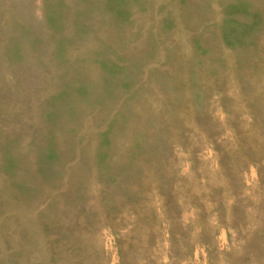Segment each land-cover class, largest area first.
Listing matches in <instances>:
<instances>
[{"label": "rangeland", "instance_id": "374dc122", "mask_svg": "<svg viewBox=\"0 0 264 264\" xmlns=\"http://www.w3.org/2000/svg\"><path fill=\"white\" fill-rule=\"evenodd\" d=\"M0 179V264H264V0H0Z\"/></svg>", "mask_w": 264, "mask_h": 264}, {"label": "bare ground", "instance_id": "6f19581e", "mask_svg": "<svg viewBox=\"0 0 264 264\" xmlns=\"http://www.w3.org/2000/svg\"><path fill=\"white\" fill-rule=\"evenodd\" d=\"M39 5H40V4H39ZM230 18H231V17H230ZM36 29H37V28H36ZM43 35H44V34H43ZM50 53H51V52H50ZM131 53H132V51H131ZM47 54H48V52H47ZM145 55H146V54H145ZM127 57H129V56H127ZM118 59H119V58H118ZM135 59H136V58H135ZM143 59H144V58H143ZM182 59H183V58H182ZM185 59H186V58H185ZM147 60H149V59H146V61H147ZM134 63H135V62H134ZM186 63H187V62H186ZM132 64H133V63H132ZM184 64H185V63H184ZM133 67H134V65H133ZM130 68H131V67H130ZM31 70H32V69H31ZM31 70H30V71H31ZM86 71H88V70H86ZM129 71H130V70H129ZM129 71H128V72H129ZM130 72H131V71H130ZM76 73H77V72H76ZM78 75H79V74H78ZM85 77H86V76H85ZM97 78H98V77H97ZM95 81H97V80H95ZM98 84H99V83H98ZM92 86H93V85H92ZM93 87H94V86H93ZM96 87H97V86H96ZM99 87H100V86H99ZM92 89H95V88H92ZM100 89H101V88H100ZM121 89H122V88H120V90H121ZM98 90H99V89H98ZM98 90H97V91H98ZM120 90H119V91H120ZM95 91H96V89H95ZM97 91H96V92H97ZM122 91H123V89H122ZM124 92H125V91H124ZM94 94H95V93H94ZM145 94H146V93H145ZM141 95L143 96V94H141ZM146 95H147V94H146ZM96 96H97V95H96ZM139 96H140V95H139ZM142 96H141V97H142ZM124 97H125V96H124ZM112 98H113V97H112ZM142 99H144V98L142 97ZM123 100H124V99H123ZM144 100H145V99H144ZM121 101H122V100H121ZM146 101H147V99H146ZM146 101H145V102H146ZM160 101H161V100H160ZM145 102H144V103H145ZM127 104H128V103H127ZM133 104H135V103L133 102ZM140 104H141V103H140ZM155 104H156V103H155ZM142 105H143V104H142ZM145 106H146V105H145ZM154 106H155V105H154ZM128 107H130V106H128ZM139 107H140V106H139ZM142 107H143V106H142ZM150 107H153V105L150 106ZM150 107H149V108H150ZM141 109H142V108H141ZM131 110H132V109H131ZM83 112H84V111H83ZM83 114H84V113H83ZM77 115H78V114H77ZM80 115H81V114H80ZM76 117H77V116H76ZM141 119H142V118H141ZM141 119H139V120H141ZM141 123H142V122H141ZM58 128H59V127H58ZM64 129H65V128H64ZM54 132H55V131H54ZM142 132H143V131H142ZM58 133H59V132H58ZM58 133L56 132L57 135H58ZM61 133H62V132H61ZM61 133H60V134H61ZM66 133H67V132H66ZM66 133H65V134H66ZM60 134H59V135H60ZM62 134H63V133H62ZM66 136H67V134H66ZM116 141H117V140H116ZM62 142H63V141H62ZM93 142H94V141H93ZM91 152H92V151H91ZM64 158H65V157H64ZM67 159H68V158H67ZM67 159H66V160H67ZM59 160H60V159H59ZM63 161H64V160H63ZM30 162H31V161H30ZM59 163H60V162H59ZM64 163H65V162H64ZM203 163H204V162H203ZM60 164H61V163H60ZM72 165H73V164H72ZM205 171H206V170H205ZM18 172H19V171H18ZM30 172H31V171H30ZM27 173H28V172H27ZM252 176H253V175H252ZM3 177H4V176H3ZM20 178H21V177H20ZM22 179H23V178H22ZM0 180H2V179H0ZM15 180H16V179H15ZM24 180H25V179H24ZM17 181H18V180H17ZM19 181H20V180H19ZM14 184L16 185V183H14ZM0 185H1V183H0ZM1 187H2V185H1ZM1 187H0V188H1ZM6 197H7V196H6ZM146 199H147V198H146ZM12 200H13V199H12ZM1 202H3V201H1ZM100 202H101V201H100ZM99 205H100V204H99ZM1 209H2V206H1ZM18 210H19V209H18ZM19 212H20V211H19ZM6 214H7V213H6ZM15 215H16V214H15ZM19 216H20V215H19ZM20 217H21V216H20ZM22 218H23V217H22ZM10 219H11V218H10ZM18 220H19V219H18ZM157 221H158V220H157ZM27 222H28V221H26V223H27ZM10 223H11V221H10ZM211 233H212V232H211ZM27 234H28V232H27ZM33 234H34V232H33ZM211 236H212V235H211ZM29 238H30V237H29ZM212 238H213V237H212ZM27 239H28V238H27ZM29 240H30V239H29ZM223 243H224V242H223ZM188 249H189V248H188ZM237 251H238V250H237ZM184 253H185V252H184ZM185 254H186V253H185ZM5 257H6V256H5ZM252 257H253V256H252ZM46 261H47V260H46ZM245 263H246V262H245ZM164 264H165V263H164Z\"/></svg>", "mask_w": 264, "mask_h": 264}]
</instances>
